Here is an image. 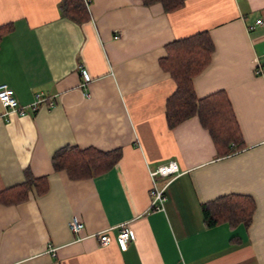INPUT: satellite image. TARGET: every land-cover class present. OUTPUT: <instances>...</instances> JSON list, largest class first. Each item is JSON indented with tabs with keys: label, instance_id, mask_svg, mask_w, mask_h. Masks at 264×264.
Segmentation results:
<instances>
[{
	"label": "crops",
	"instance_id": "crops-1",
	"mask_svg": "<svg viewBox=\"0 0 264 264\" xmlns=\"http://www.w3.org/2000/svg\"><path fill=\"white\" fill-rule=\"evenodd\" d=\"M61 2L0 0V26H11L0 38V84L26 109L0 126V191L23 182L25 169L48 184L40 196L0 203V264H264V26L255 23L264 0H184L169 13L140 0H90L82 23L64 17ZM200 31L214 51L192 78L194 93L223 91L244 143L226 156L197 117L166 124L175 84L159 61L166 44ZM37 94L45 99L31 110ZM65 146L121 155L73 180L51 164ZM170 161L178 172L155 176L167 184L155 211L149 173ZM227 194L254 200L250 223L206 226L201 205ZM122 223L134 234L126 250L115 240ZM107 228L101 246L92 235Z\"/></svg>",
	"mask_w": 264,
	"mask_h": 264
},
{
	"label": "trees",
	"instance_id": "trees-1",
	"mask_svg": "<svg viewBox=\"0 0 264 264\" xmlns=\"http://www.w3.org/2000/svg\"><path fill=\"white\" fill-rule=\"evenodd\" d=\"M144 6L158 3L165 13L184 4V0H140ZM60 9L64 17L75 23L89 18L83 0H62ZM9 24L0 26V38L9 30ZM166 55L160 59L161 68L168 72L175 84L174 91L165 101V119L168 128L182 121L197 117L216 149L218 156L232 154L244 147L237 128L230 102L223 91L196 97L192 78L210 62L214 45L207 31L173 40L165 45ZM119 151L102 152L93 148L79 149L65 146L51 157L53 170L64 171L73 180L87 179L107 171L120 157ZM24 181L0 191V203L15 205L28 199L30 191L37 196L44 194L46 177H34L28 169L23 171ZM255 210L254 200L247 195L227 194L201 205L204 224L208 227L225 222L230 226H247Z\"/></svg>",
	"mask_w": 264,
	"mask_h": 264
},
{
	"label": "built area",
	"instance_id": "built-area-1",
	"mask_svg": "<svg viewBox=\"0 0 264 264\" xmlns=\"http://www.w3.org/2000/svg\"><path fill=\"white\" fill-rule=\"evenodd\" d=\"M85 4L87 5L90 0H84ZM255 23L257 25L264 26L263 20H256ZM264 54V51H263ZM257 72L262 71V67L258 66L256 68ZM85 73V72H83ZM83 75V74H82ZM41 95L37 94L34 98V101L30 104L31 110H35L37 104L44 100ZM0 103L2 104L4 111L0 114V126L6 122H8V116L10 113H15L19 116H23L26 114L25 106H22L18 103L15 99L14 91L8 87L6 84H0ZM178 172V166L176 162L170 161L166 164L159 165L156 169L150 171L151 177V186H150V209L155 211L163 210V204L165 201V194L164 190L167 184L161 186L155 180V176H160L163 178H169L175 175ZM68 227L70 231L77 236L80 235V231L82 230V223L76 220L74 217L68 222ZM111 228L100 230L99 232L93 234L101 246H106L111 238L109 235V231ZM117 235H116V243L120 250H126L129 243L134 240V234L129 229L127 224L122 223L117 226Z\"/></svg>",
	"mask_w": 264,
	"mask_h": 264
}]
</instances>
